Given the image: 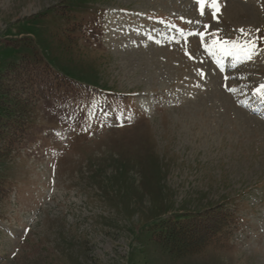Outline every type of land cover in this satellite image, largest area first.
<instances>
[{
	"label": "rangeland",
	"instance_id": "374dc122",
	"mask_svg": "<svg viewBox=\"0 0 264 264\" xmlns=\"http://www.w3.org/2000/svg\"><path fill=\"white\" fill-rule=\"evenodd\" d=\"M216 2L0 0L29 117L0 138V264H264V0ZM213 209L201 250L159 238Z\"/></svg>",
	"mask_w": 264,
	"mask_h": 264
},
{
	"label": "trees",
	"instance_id": "16d2710c",
	"mask_svg": "<svg viewBox=\"0 0 264 264\" xmlns=\"http://www.w3.org/2000/svg\"><path fill=\"white\" fill-rule=\"evenodd\" d=\"M22 75L21 69L16 70V73L14 72L11 75L18 76V78L13 79V86H17V83H19L17 81L22 78ZM8 77L0 78V138L6 134L4 129L7 126L9 128L7 132L11 131L13 134L18 133L19 136H22L23 132H25V121L29 118L26 113V104L22 106L20 97L15 96L14 89H11L7 82H5ZM14 96L17 98L15 99ZM3 152L8 153L9 150L6 149ZM1 187L2 184L0 182V190ZM232 219V214L214 209L192 216L178 215L173 219H163L160 222L159 238L172 253L197 252L203 246L220 239Z\"/></svg>",
	"mask_w": 264,
	"mask_h": 264
},
{
	"label": "snow or ice",
	"instance_id": "6c2138e0",
	"mask_svg": "<svg viewBox=\"0 0 264 264\" xmlns=\"http://www.w3.org/2000/svg\"><path fill=\"white\" fill-rule=\"evenodd\" d=\"M199 3H200V6H201V12L203 13V9H204V0H199ZM213 8H216L217 11H218V5H217L216 0H213ZM214 18H217V19H218V17H214ZM205 27H211V26H210V25H206ZM241 32H243V30H241ZM197 35H204V34L197 33ZM213 43L216 44V43H219V41H214ZM229 43H230L229 41L225 40V41L223 42V45H222V47H221V50L227 52L228 49H227L225 46L228 45ZM233 48H237V49H239L240 51H244V46L233 45ZM262 89H264V84L259 85L255 90H256L257 92H260ZM262 94H264V93H262Z\"/></svg>",
	"mask_w": 264,
	"mask_h": 264
},
{
	"label": "bare ground",
	"instance_id": "6f19581e",
	"mask_svg": "<svg viewBox=\"0 0 264 264\" xmlns=\"http://www.w3.org/2000/svg\"><path fill=\"white\" fill-rule=\"evenodd\" d=\"M111 22V21H110ZM108 31V30H107ZM121 34V33H120ZM125 36V35H124ZM126 37V36H125ZM113 40H114V38H113ZM137 40V39H136ZM109 41V40H108ZM116 41H117V38H116ZM114 44H116V43H114ZM117 45H118V43H117ZM119 45H121V44H119ZM116 46V45H115ZM117 48H119L118 46H117ZM123 48V47H122Z\"/></svg>",
	"mask_w": 264,
	"mask_h": 264
}]
</instances>
